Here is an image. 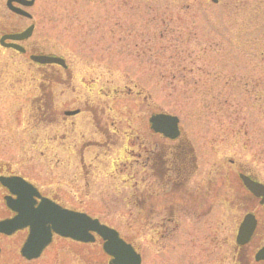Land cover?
I'll list each match as a JSON object with an SVG mask.
<instances>
[{
	"label": "rangeland",
	"instance_id": "obj_1",
	"mask_svg": "<svg viewBox=\"0 0 264 264\" xmlns=\"http://www.w3.org/2000/svg\"><path fill=\"white\" fill-rule=\"evenodd\" d=\"M6 1L0 0V30L34 23L24 46L64 55L76 87L70 98L103 109L100 116L112 130L122 131L128 123L146 128L155 112L179 118L199 165L190 187L222 158L234 159L264 181V0H35L26 8L32 19L10 12ZM41 70L29 65L27 55L0 46V159L39 183L67 166L69 174L77 169L71 155L72 161L57 162L58 123L36 120ZM58 91L52 98L56 106ZM137 93L147 97L145 104ZM122 140L112 135L105 157L99 154L102 163L79 189L68 183V175V187L60 193L66 202L117 230L140 253L141 264L239 262L234 236L244 211L234 208L232 196L223 191L225 203L214 199L201 217L180 206L171 213L151 210L150 203L142 209L141 190L164 192L151 178L147 188L141 186L136 165L128 181L117 172L105 173L107 156H116ZM207 200L213 202L212 196ZM258 215V232L248 246L251 260L264 245V208ZM87 256L70 254L64 262L107 264L109 259L99 238Z\"/></svg>",
	"mask_w": 264,
	"mask_h": 264
},
{
	"label": "flooded vegetation",
	"instance_id": "obj_2",
	"mask_svg": "<svg viewBox=\"0 0 264 264\" xmlns=\"http://www.w3.org/2000/svg\"><path fill=\"white\" fill-rule=\"evenodd\" d=\"M15 31L18 30L1 29L0 37ZM25 42L26 40L20 42L25 49L22 53L11 47H4L1 44L0 46L18 54L27 55L29 65L42 69L41 71L46 74L39 77L35 87L40 93L37 99L41 103L35 109L38 114L36 120L48 124L58 123L57 141L61 156L57 162L60 165L70 162L72 161L71 156H73V167H77V169L74 173L69 174L67 166L58 174H49L45 182L39 183L34 178L18 172L11 162L0 159V222L16 216L38 218L41 210L45 208L82 212L80 205L68 204L60 194L61 190L64 191L68 187V175L72 176L68 183L76 184L74 189L80 188L78 184L83 179L87 183L92 168L97 167V164L103 161L99 154L102 152L101 156L104 158V155L111 148L112 135H121L123 140L114 151L116 156L111 158L107 156L108 160L105 161V164L106 168L109 169L105 173L113 176L117 172L121 178L128 181L129 178L134 177L135 170L133 169L137 166V177L140 179L141 186L147 188L146 180L151 178L157 180L164 192L163 194L145 193L144 190H141V202L139 204H141L142 209L150 203L151 210H168L171 213L174 210L177 211L180 206L189 211H196L201 217L210 211V205L215 203L214 199H222L220 201L225 203V196L222 192H228L235 203L234 208L242 207L243 215L251 213L256 218V226L249 241L242 245L234 244V259L239 261L236 264H264V259L256 261L254 255L251 260L249 255L251 252L248 249L258 232V212L264 208V202H261L263 195L250 191L245 186L244 178L262 184L264 181L234 159L222 158V160H215L211 169L205 172V177H201L195 186L190 187L188 182L191 179V174L199 168V165L196 161L194 145L185 137L179 122L178 134L173 139L151 129L149 120L157 112L149 115L146 128L144 123L139 128H137L138 126L132 127L128 123L122 131L112 130L113 126H110L109 122L100 116L103 109L94 106L93 102L78 100L76 96L70 98L68 92L74 93L76 87L72 84L73 69L65 56L48 53L47 55L58 56L60 62L36 63L30 59V56L45 53L35 49L28 51L24 46ZM4 43L9 44L12 41L7 39ZM85 84L86 82L81 85L86 89L91 87V85ZM57 87L61 101L56 106L53 104L52 98ZM106 94L109 97V94L105 92L104 95ZM137 94L136 97H141L139 93ZM146 99V96L141 97L143 103ZM84 128L93 131L99 136V139L94 138L93 134L84 132ZM145 129L148 132L145 133ZM220 131H224L222 126H220ZM100 149L102 151H99ZM90 153H92L91 157L88 156ZM132 170L133 173H131ZM18 177H21L25 182ZM20 185H24L25 188L19 187ZM210 195L213 202L210 200L209 204L207 199L210 198ZM162 198L165 202L158 205L157 202ZM9 201L17 209L11 208ZM242 217L238 221V225ZM28 232L29 227L27 225L15 229L9 234L0 231V264H67V261L64 262V260L70 254L79 259L83 255H88L87 257L91 258L98 241L95 237L92 242H82L51 231L48 242L39 248L36 255L27 257V255L22 254L21 249L28 238Z\"/></svg>",
	"mask_w": 264,
	"mask_h": 264
},
{
	"label": "water",
	"instance_id": "obj_3",
	"mask_svg": "<svg viewBox=\"0 0 264 264\" xmlns=\"http://www.w3.org/2000/svg\"><path fill=\"white\" fill-rule=\"evenodd\" d=\"M35 0H7V8L20 16L31 18V14L22 7L33 5ZM216 3L217 0H211ZM17 4V5H15ZM34 25L30 24L22 31L4 34L0 38V44L12 47L19 52L24 49L17 43L5 44L6 39L14 41H23L27 39L33 31ZM31 59L38 63H59L60 58L45 54L32 55ZM151 128L162 133L164 136L174 138L178 134V118L174 115L166 113H158L150 118ZM245 185L253 192L264 197V185L255 183L248 178H244ZM8 186L10 184L7 183ZM21 187V186H20ZM25 188V186H22ZM15 192V190H12ZM261 202H264V198ZM9 206L13 209L17 207L9 201ZM40 216L23 218L16 216L13 219L0 222V231L6 234L11 233L15 229L28 226V238L24 243L21 252L27 257H33L38 252L39 248L48 242L51 231L71 237L82 242H92L95 235L102 240V249L110 257L108 264H141V256L134 247L119 236V233L112 227L101 223L97 218H91L83 212H76L66 209L52 210L45 208L41 210ZM256 220L254 215L247 213L242 222L238 226L236 234V243L242 245L246 243L255 228ZM43 238V239H39ZM264 259V245L255 253V260Z\"/></svg>",
	"mask_w": 264,
	"mask_h": 264
}]
</instances>
